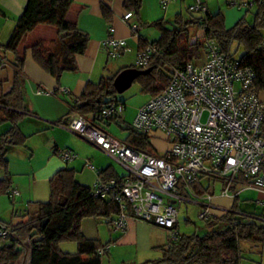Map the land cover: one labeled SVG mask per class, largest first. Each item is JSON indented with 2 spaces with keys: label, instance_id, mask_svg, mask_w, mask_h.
Wrapping results in <instances>:
<instances>
[{
  "label": "trees",
  "instance_id": "obj_1",
  "mask_svg": "<svg viewBox=\"0 0 264 264\" xmlns=\"http://www.w3.org/2000/svg\"><path fill=\"white\" fill-rule=\"evenodd\" d=\"M110 1L112 0H99L102 16L109 25L112 20V10L108 5ZM143 1L121 0L123 8L136 16L137 21H133L137 29L131 31L138 38V53L148 46L156 49L148 57L146 65L138 66L135 63L130 66L148 70L136 78L143 91L151 96L159 93L168 84L173 68L200 58L201 49L206 51L207 40H214L219 50L231 57L235 56L238 48H242V54L237 58L253 69L255 91H264V0H233L234 4L246 7L247 11L251 7L255 10L251 23L242 16L231 27H226L221 11H208L205 2L204 11L191 10V4L187 6V17L179 11L172 20L161 17L143 21L140 17ZM72 2L73 0H26L8 39L0 42V56L6 59L0 69L9 64L13 68L8 90L4 87L5 80L0 79V121L10 124L0 134V171L3 172L0 176V194H6L10 198L13 197V179L8 171V147L24 145L28 138L18 125L30 113L26 107L23 78L27 51H30L35 63L59 80L63 73L77 71V55L85 52L90 40L87 32L66 17ZM39 24L54 26L56 36L50 39L40 38L21 47L25 36ZM192 25L201 31V39L199 36L191 38L189 26ZM146 26L154 27L158 31V37L152 40L145 38L140 31ZM107 55L114 58L108 52ZM124 68L126 67L119 68L110 76L103 75L97 81H87L78 96L70 97L67 101V113L55 123L67 125L75 114L82 115L92 125L102 128L112 122L122 123L121 116L105 118L101 111L111 104L119 103L124 107L125 103L117 99V91L113 85L114 77ZM125 129L128 130L123 139L126 143L140 150H151L148 135L137 131L128 123ZM96 174L97 178L104 181L113 178L117 182H122L127 175L118 174L111 166L97 170ZM92 188L77 180L74 168L58 170L49 180L48 200L33 201L36 209L21 215L24 218L22 221L12 223L0 220V229L10 230L6 235L0 236V264H16L23 254V240L28 241L31 249L28 264H102V255L107 253L106 246L110 242L103 243L98 239L85 237L81 231V222L84 218H102L110 226L121 210L113 197L95 195ZM245 200V204L252 206L251 211L246 207L241 208L239 199H235L229 211L203 219L207 227L204 234L177 232L175 240L168 239L160 247V257L147 259L139 264H241V240L264 242V205L256 204L255 200ZM64 241L74 242L76 251H62L59 245Z\"/></svg>",
  "mask_w": 264,
  "mask_h": 264
},
{
  "label": "built area",
  "instance_id": "obj_2",
  "mask_svg": "<svg viewBox=\"0 0 264 264\" xmlns=\"http://www.w3.org/2000/svg\"><path fill=\"white\" fill-rule=\"evenodd\" d=\"M171 1L160 0L163 5ZM190 9L204 11L206 7L201 0H194ZM122 18L131 30L137 29L131 11ZM104 44L111 57L126 49L124 39L112 36ZM205 49L203 63L188 62L173 68L166 87L136 111L132 127L148 137L162 133L168 146L161 153L152 144L150 151L134 148L80 114L60 125L126 169L122 182L97 178L92 188L95 195L113 197L120 205L121 212L110 225L112 231L123 232L132 215L163 227L168 239L175 240L177 205L181 202L197 203L199 217L206 219L218 208L213 204L216 198L237 200L245 189L264 194V98L253 86L255 73L237 56L221 52L214 40H207ZM154 52L155 47H146L137 53L135 63L146 65ZM5 62L0 56V68ZM60 90L66 92L65 88ZM123 109L122 104H111L101 115L120 116ZM58 154L65 161L76 157L70 149H60ZM11 195H15L13 190ZM254 202L264 205L259 199ZM218 209L226 212L230 207ZM9 232L0 229V236Z\"/></svg>",
  "mask_w": 264,
  "mask_h": 264
},
{
  "label": "crops",
  "instance_id": "obj_3",
  "mask_svg": "<svg viewBox=\"0 0 264 264\" xmlns=\"http://www.w3.org/2000/svg\"><path fill=\"white\" fill-rule=\"evenodd\" d=\"M177 1L178 0L171 1L166 6H163L160 0H144L140 10V17L143 21H150L161 17L168 19L172 12H181V3H185V0H181L180 4H178ZM201 1L205 2L208 11H221L223 13L226 27L233 26L239 18L245 16L246 9L244 10L243 6L234 4L233 0ZM25 3L26 0H0V42H5L8 39ZM192 3V1L188 2L187 5L189 6ZM108 5L112 10L110 25L106 23L102 16L99 0H73L67 12V19L74 21L77 26L87 32L90 37L85 52L77 55V71L65 72L61 75L59 80H56L54 76L44 71L35 63L31 57L30 51H27L23 78L25 102L30 113L23 119L26 118L30 122H33L37 127L36 132L39 133L54 126H60V124L55 123V121L67 113L69 109L67 101L70 100V97L78 96L84 89L87 81H97L104 75L107 62L110 58L107 55L103 42L108 36L125 40L126 49L120 55L124 57L127 53H133V57H137L138 38L122 18L126 10L123 8L121 0H112ZM132 20L137 21L135 15ZM56 32V28L52 25L39 24L25 36L20 46L23 47L40 38H54ZM140 32L149 40L158 37V31L152 26H146L141 29ZM125 63L124 60L118 62V64H116L117 66H114L116 69L115 72L121 67H130ZM110 71L112 72V70ZM12 76L13 68L10 64L0 69V79L5 80V90L10 88ZM60 88H65L66 92L61 91ZM7 125H3L2 128ZM18 125L22 130L20 124ZM9 127L10 124L6 129L0 132V134L5 132ZM30 135L31 134H28V136ZM52 141L54 143L52 152L46 154L41 164L38 166L30 164L26 171L23 170V173H28V180L26 183L23 184L20 180L14 179L13 191L15 195L12 197V204L14 203V198L20 200L21 204L24 199H27L26 201L28 203L42 201L39 199L44 198L47 194L48 182L52 176L58 170L68 167L66 163L69 161H65L58 154V150L63 148L71 149L76 155L73 160H77L78 154L74 150L75 146L65 145L60 148L54 137H52ZM12 148L13 146H9L8 152L11 151ZM30 156H32V154ZM7 158L9 163L8 153ZM106 167L107 166L100 167L98 170ZM72 168L76 170L74 166ZM93 170H96V168ZM8 171L13 176L17 170L14 171L11 169ZM79 182L93 187V185L88 184L89 182ZM23 219L24 218H21L20 221ZM97 219L84 218L81 222L82 233L87 238L98 239L103 243L109 241L110 247L108 250L113 247V252L114 250L117 252L118 249L123 251L128 250L127 256L120 257L121 262L124 264H137L136 260L138 257L141 259L143 258V261L150 259L149 257L161 252L160 247L165 245L168 240V231L166 229L132 215L129 216L126 228L123 232L112 231L104 219L102 220L101 218L102 221H98ZM103 225H105V227ZM26 241L27 240H23L22 242ZM59 247L64 252H75L77 249L75 243H60ZM21 258L16 264H20Z\"/></svg>",
  "mask_w": 264,
  "mask_h": 264
},
{
  "label": "rangeland",
  "instance_id": "obj_4",
  "mask_svg": "<svg viewBox=\"0 0 264 264\" xmlns=\"http://www.w3.org/2000/svg\"><path fill=\"white\" fill-rule=\"evenodd\" d=\"M175 1V0H174ZM181 0H178V4H180ZM193 2L194 0H185V3H181V13L187 17V3ZM246 9V10H245ZM245 10V17L246 20L251 23L253 21V13L254 8L251 7L250 10L247 11V8L244 7ZM198 15L199 13H195ZM175 13L172 12L168 19L172 20L174 18ZM189 31L191 38H196L199 36L201 39V31L198 30L194 25L189 26ZM235 48V43L233 45ZM232 48V49H233ZM201 56L198 59H193L192 62L195 64H201L204 62L206 55L204 48L201 49L200 52ZM242 54V48H238L235 56H240ZM125 61L128 66L134 65L136 61V57H133V53H127L124 57L119 55L118 57L110 58L107 62V68L105 69L104 75L110 76L115 72V67L117 66L118 62ZM109 66V67H108ZM115 66V67H114ZM112 70V72L110 71ZM110 71V72H109ZM117 99L124 102V109L121 112L120 116L123 120L122 123L119 122H112L109 125H105V129L115 136L116 138L123 140L125 139L128 130L125 129L126 124H131L134 116L136 114L137 109L148 101L150 98V93L145 92L142 90L140 82L138 79H135L131 86L124 90L123 92L116 94ZM261 98H264V91L259 93ZM7 121H0V132L6 129L9 125H7ZM22 130L24 133L31 134L28 136L25 145H17L13 146L12 150L8 152L9 163H8V170H14L16 173L12 176L13 182L14 179L20 180L23 184L26 183L28 180V173H23V170L26 171L28 166L31 164L39 165L41 164L42 160L45 158L46 154L52 152V148L54 143L52 141V137H54L57 142L58 146L62 148L65 145H73L75 152H77L78 157L77 160L69 161L67 164L68 167H75L77 179L81 182H89V185L95 184L97 180L96 171L100 167L111 166L118 174L126 173V169L120 165L117 161H115L112 157L107 155L105 152L94 146L92 143L87 141L86 139L80 137L79 135L63 128L60 126H54L50 129H47L42 132H36L37 127L33 122H30L26 118L19 122ZM3 125H7L6 127L2 128ZM149 140L151 144L154 146L155 150L158 153H161L167 146L163 140L162 133H154L149 136ZM32 154V156H30ZM74 161V164H73ZM93 165L96 170H93L89 167ZM3 172L0 171V175ZM31 178V177H30ZM83 180V181H82ZM14 185V184H13ZM218 192V191H216ZM49 198V182L47 188V194L44 198L39 199L42 201H46ZM239 206L241 208H245L248 210H252V206L245 204V199L248 200H256L259 199L264 201V194L259 193L256 190L252 189H245L240 192L239 194ZM14 203L12 204V198H9L6 194H0V220L5 222H12L15 223L21 220L20 214H25L27 212H33L36 209L34 203H28L24 199L22 200V204L20 200L13 199ZM234 199L223 197V198H216L213 201L215 206L219 207H231L233 205ZM178 207V216H177V230L179 233L184 234H204L207 231V227L203 219L199 217L201 207L194 202H181ZM213 209V215L219 216L222 213V210ZM98 221L101 218L97 219ZM103 220V219H102ZM101 220V221H102ZM105 227V225H103ZM64 243H72L71 241H64ZM110 247V245H109ZM239 247L241 249V264H254L255 262H260L264 264V242H252L248 240H241L239 242ZM113 247L110 250H107V253L102 255V264H124L121 262V256H127L128 250H119L116 252L112 251ZM128 251V252H127ZM161 256V252L157 253L156 255L149 257L150 259L158 258ZM146 258V257H145ZM143 259V258H142ZM141 258H137V264L143 262Z\"/></svg>",
  "mask_w": 264,
  "mask_h": 264
},
{
  "label": "water",
  "instance_id": "obj_5",
  "mask_svg": "<svg viewBox=\"0 0 264 264\" xmlns=\"http://www.w3.org/2000/svg\"><path fill=\"white\" fill-rule=\"evenodd\" d=\"M148 70H141L136 67H126L118 72V74L114 77L113 85L117 92L121 93L127 88H129L132 82L142 73H146ZM46 221H44L45 224ZM24 247L23 256L21 258L20 264H28L29 257L31 253L30 246L28 242H22Z\"/></svg>",
  "mask_w": 264,
  "mask_h": 264
}]
</instances>
